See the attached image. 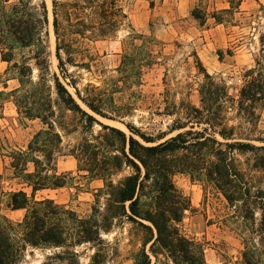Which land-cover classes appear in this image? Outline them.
<instances>
[{
	"label": "rangeland",
	"instance_id": "374dc122",
	"mask_svg": "<svg viewBox=\"0 0 264 264\" xmlns=\"http://www.w3.org/2000/svg\"><path fill=\"white\" fill-rule=\"evenodd\" d=\"M15 1L10 0L8 6ZM82 1L91 7L88 0ZM95 1L115 3L125 17L121 18L113 36L99 38L90 31L83 36L72 35L67 17L60 11L62 26L66 28L63 34L67 47L61 51L66 73L60 70L56 57L52 0H45L49 19L46 28L49 35L43 36L46 53H39L38 46L14 45L13 60L5 62L2 49L9 55L10 52L0 47V217L21 222L27 213L26 210L15 212L8 207L11 192L25 190L31 193L22 177H17L22 171L17 174L12 164L15 152H27L36 134L49 130L48 124L35 117L41 114L48 117L47 123L53 124L61 141L43 136L39 148L44 151L37 155L43 160L45 154L53 151V161L44 163L48 164L49 174L55 168L58 175H66L67 185L38 192L36 197L53 200L67 213L63 218L68 231L63 246L28 247L22 252L19 264H135L144 259V252L150 257L151 264H175L163 251V246L157 244L151 249L153 242L148 241L155 239L157 233L149 222L143 223L151 226L153 233L121 216L120 210L107 212L110 196L106 182L113 181L118 185L133 171L124 169L120 173L114 168L111 159L120 155L119 147L100 123L121 129L128 136L133 134L124 123L130 124L142 134L163 138L159 142H164L179 132L190 130L191 125L171 133L174 126L188 122V113L195 114L192 108L202 109V98L209 92L221 96L224 92L218 86L225 88L229 98L238 100L248 82L264 80V0ZM31 2L33 11L40 12L41 0ZM194 9L208 14L204 24L192 16ZM228 9L232 12L224 13ZM214 12L223 18L222 24L212 18ZM93 13L88 8L82 16H89L90 20L95 16ZM131 35L138 48L132 51L135 63L141 71L135 84L123 83L118 72L125 52L124 41ZM38 53L40 59H36ZM69 54L74 59L72 64L66 61ZM152 54L155 56L153 63L145 65ZM54 76L99 123L89 126L81 113L61 104L55 91ZM72 80L82 92L89 85L112 90L118 84L119 87L112 90L113 102L126 111L124 116L111 121L91 112L76 96ZM256 114L259 118L249 127L252 134L264 137L263 102L258 104ZM234 115L235 112L230 110L229 117ZM232 124H238L237 120L234 119ZM195 130L199 131L200 127ZM133 136L145 145H152ZM195 151L196 148H193L194 153L177 152L164 163L169 167H180L181 163L192 159L199 166L209 161L208 156L195 158ZM239 159L245 162L246 157ZM99 163L104 170L96 168ZM92 168L96 172L90 174L88 170ZM27 169L33 173L35 165L30 163ZM256 175L259 185L264 188V169ZM170 181L174 186L170 192L188 206L176 227L183 237L203 249L205 264H242L244 239L248 233L242 228L241 219L231 217L233 209L228 207L206 175L176 171ZM150 192L147 188L146 196L141 200L142 211L151 206ZM106 217L111 218L106 221ZM257 219L259 221L260 214ZM92 221L101 227L99 239L82 241L78 237L81 223ZM84 228H89L88 224Z\"/></svg>",
	"mask_w": 264,
	"mask_h": 264
},
{
	"label": "trees",
	"instance_id": "16d2710c",
	"mask_svg": "<svg viewBox=\"0 0 264 264\" xmlns=\"http://www.w3.org/2000/svg\"><path fill=\"white\" fill-rule=\"evenodd\" d=\"M9 4L10 0H0V47H5L10 52L9 55L2 49L3 60L5 62L13 60L14 45L38 46L39 53L43 51L46 53L43 36L49 35L46 31L49 19L45 0H41L40 12L33 11L31 0H16L10 6ZM87 4L91 7L85 6L86 2L82 0H52L53 29L57 42L56 57L60 70L65 73L67 70H65L61 51L67 47L63 34L66 28L62 26L60 11H64L67 17L72 35L83 36L85 32L90 31L99 38L113 36L119 29L121 18L125 17L115 3L107 1L98 3L95 0H88ZM88 8L95 14L90 20L89 16H82L84 10ZM231 12L230 9L224 10L227 14ZM192 16L204 24L208 14H202L200 10L194 9ZM212 18L219 24L223 23V18L216 12L212 14ZM89 21L90 25H88ZM132 36L124 41L125 52L118 72L123 83L135 84L137 82L135 79L141 71L139 65L135 63L132 52L138 50L133 41L135 37ZM39 53L36 59H40ZM148 58L151 60L147 59L145 65H151L155 56L152 54ZM66 61L69 64L74 63L71 54ZM140 65L144 66L142 63ZM206 77L211 79L207 73ZM212 85L217 87L213 82ZM54 86L58 100L66 109L81 113L87 119L89 126L99 123L93 115L82 108L57 76H54ZM71 86L75 89L79 101L94 114L111 121H117L124 116L126 111L113 102L112 90L117 89L118 84L112 90L109 88L100 90L98 87L89 85L85 92L78 89L75 80H72ZM218 89L224 93L220 96L209 92L202 98V109L192 108L195 114L188 113V122L174 126L171 128V133L185 130L191 125L190 130L179 132L164 142H159L163 138H150L132 125L123 122L133 135L139 136L146 144H152L145 145L133 135L128 136L121 129L100 123L107 131V136L119 147L120 155L111 159L114 168L120 173L124 169L133 171L118 185H115L113 181L106 182L110 196L107 212L120 210L121 216L153 233V228L143 223L149 222L157 233L155 239L148 241L153 242L151 249L157 244L163 246V251L173 259L175 264L179 262L205 264L203 249L199 248L194 241L183 237L176 227V224L182 221L183 212L188 206L176 200L170 192L174 188L170 181L174 172L182 171L193 175L203 173L224 197L228 207L233 209L234 215L231 217L241 219L242 228L248 233L245 234L247 237L244 239L242 264H264V188L259 185L260 180L256 175L258 171L264 169V137L252 134L249 127L259 118L256 114L258 104L264 103V80L252 79L248 82L241 90L238 100L229 98L224 87L218 86ZM230 110L235 112L233 117H229ZM53 115L54 112L51 117ZM35 117L48 124L49 130L37 133L29 144L27 152H15L12 167L17 174L18 171H22L17 177H22L26 187L31 189V193L25 190L10 193L8 207L13 211L26 210L27 213L21 222H14L5 216L0 217V264H19L22 252L28 247H61L67 237L68 227L63 218L67 213L53 200H38L36 197L38 192L67 185L66 175H58L55 168L49 174L47 169V163L53 161L54 152L50 150L43 160L37 155L44 151L41 150L43 148H39V142L43 136L54 138L59 142L61 138L53 124L47 123L48 117H43L41 114H36ZM234 119L238 124H232ZM195 127H200V130L196 131ZM193 148L197 150L195 158L201 155L208 156L209 161L199 166L196 160L192 159L181 163L180 167H169L164 163L170 155L181 151L192 153ZM240 156L246 157L245 162L239 159ZM30 163L35 165L33 173H29L27 169ZM97 165V169H105L100 163ZM21 166L23 169L19 170ZM88 172L92 174L96 170L92 168ZM98 175L100 174L97 172V177ZM147 188L152 193L151 206L142 211L141 200L146 196L144 193ZM127 203H129L127 208L129 213L126 210ZM43 206L45 210H42ZM257 214H260L259 221ZM110 218L106 217L105 220L109 221ZM81 224L78 237L82 241L95 242L96 238L99 239L100 226L93 221ZM86 224L89 228H84ZM143 255L144 259L135 264H151L150 257L145 252Z\"/></svg>",
	"mask_w": 264,
	"mask_h": 264
},
{
	"label": "crops",
	"instance_id": "0c3cea01",
	"mask_svg": "<svg viewBox=\"0 0 264 264\" xmlns=\"http://www.w3.org/2000/svg\"><path fill=\"white\" fill-rule=\"evenodd\" d=\"M19 211H23V210H17V211H15V212H19Z\"/></svg>",
	"mask_w": 264,
	"mask_h": 264
},
{
	"label": "bare ground",
	"instance_id": "6f19581e",
	"mask_svg": "<svg viewBox=\"0 0 264 264\" xmlns=\"http://www.w3.org/2000/svg\"><path fill=\"white\" fill-rule=\"evenodd\" d=\"M114 123V122H113ZM117 124V123H116Z\"/></svg>",
	"mask_w": 264,
	"mask_h": 264
}]
</instances>
